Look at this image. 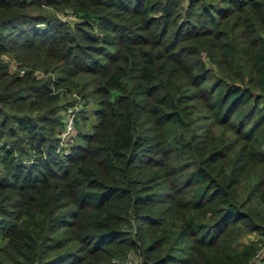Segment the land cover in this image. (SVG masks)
Segmentation results:
<instances>
[{"label":"trees","instance_id":"1","mask_svg":"<svg viewBox=\"0 0 264 264\" xmlns=\"http://www.w3.org/2000/svg\"><path fill=\"white\" fill-rule=\"evenodd\" d=\"M0 264H264V0H0Z\"/></svg>","mask_w":264,"mask_h":264},{"label":"built area","instance_id":"2","mask_svg":"<svg viewBox=\"0 0 264 264\" xmlns=\"http://www.w3.org/2000/svg\"><path fill=\"white\" fill-rule=\"evenodd\" d=\"M14 63V62H13ZM12 63V64H13ZM14 66H16L15 64H13ZM21 72H25V70L22 68L21 69ZM70 114H71V116H70V118L68 119V121H67V124H66V130H65V134H64V136H67V135H69V134H72V133H74L75 132V125H74V121H73V117H74V111H73V108H70Z\"/></svg>","mask_w":264,"mask_h":264},{"label":"rangeland","instance_id":"3","mask_svg":"<svg viewBox=\"0 0 264 264\" xmlns=\"http://www.w3.org/2000/svg\"><path fill=\"white\" fill-rule=\"evenodd\" d=\"M209 1H211V2H220V0H209ZM68 11V10H67ZM61 16H64L65 18H68V19H71V20H75L74 18L75 17H73V16H71V14L70 15H66V14H60ZM73 98V97H72ZM95 118V117H94ZM258 236H257V233H254V239L255 238H257Z\"/></svg>","mask_w":264,"mask_h":264}]
</instances>
